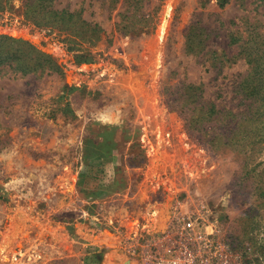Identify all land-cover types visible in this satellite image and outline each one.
Masks as SVG:
<instances>
[{
  "label": "rangeland",
  "instance_id": "374dc122",
  "mask_svg": "<svg viewBox=\"0 0 264 264\" xmlns=\"http://www.w3.org/2000/svg\"><path fill=\"white\" fill-rule=\"evenodd\" d=\"M219 2L55 0L108 36L73 51L0 14V34L64 65L0 67V264H264V149L246 167L242 153L202 144L164 96L191 82L220 107L239 103L248 56L264 47V0ZM122 14L148 25L118 31ZM81 51L91 62L77 63ZM86 137L115 141L113 161L85 162ZM135 143L144 161L131 166Z\"/></svg>",
  "mask_w": 264,
  "mask_h": 264
},
{
  "label": "trees",
  "instance_id": "16d2710c",
  "mask_svg": "<svg viewBox=\"0 0 264 264\" xmlns=\"http://www.w3.org/2000/svg\"><path fill=\"white\" fill-rule=\"evenodd\" d=\"M125 1L129 2V0ZM132 2L137 3V7L135 6L137 11L143 0H132ZM225 2L227 0H220L219 4L223 5ZM4 12L12 14L18 12L25 24L47 30L48 33H54L59 41L68 45L67 48L70 51L79 49V46L82 47L86 42L108 37L98 23L88 22L82 17V8L59 9L55 5V0H17V2L15 0H0V14ZM139 23L141 21L138 15L122 14L117 29L122 32H135L148 25L146 23L139 25ZM195 44V37L187 39L189 51L193 50ZM261 45L264 46V43L262 42ZM249 55L248 61L251 67L237 85L240 99L236 108H223L213 101L207 100L203 94L201 83L182 82L173 89H164L167 105L182 115L187 129L192 135L210 148H229L242 153L243 163L246 167L248 159L254 158V155L264 149V47L258 48V51L254 50ZM90 57L89 51L74 53L77 63H89L91 62ZM1 66H3L1 69L8 68L15 74H64V65L50 53L42 50L28 39L9 34H0ZM68 89L69 87L65 86V94L68 93ZM124 125L127 128L131 127V124ZM93 141L89 137L84 139V161L95 158L113 161L115 141L104 139L99 143V146H95ZM134 146L137 144H133L132 148ZM136 148L138 149L128 154L127 160L131 166L142 165L144 161V150L139 146ZM87 165L89 163H86ZM61 220H64L63 217ZM69 226L73 228L71 224Z\"/></svg>",
  "mask_w": 264,
  "mask_h": 264
},
{
  "label": "bare ground",
  "instance_id": "6f19581e",
  "mask_svg": "<svg viewBox=\"0 0 264 264\" xmlns=\"http://www.w3.org/2000/svg\"><path fill=\"white\" fill-rule=\"evenodd\" d=\"M170 14V6L167 7L166 11H165V16H164V22L161 26V29H162V34L164 33L165 31V28H166V23H167V19H168V16ZM127 262V261H126Z\"/></svg>",
  "mask_w": 264,
  "mask_h": 264
}]
</instances>
